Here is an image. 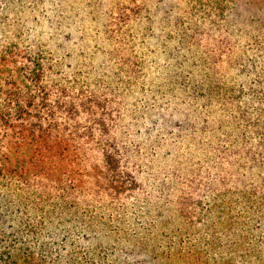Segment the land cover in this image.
Instances as JSON below:
<instances>
[{
	"label": "trees",
	"instance_id": "obj_1",
	"mask_svg": "<svg viewBox=\"0 0 264 264\" xmlns=\"http://www.w3.org/2000/svg\"><path fill=\"white\" fill-rule=\"evenodd\" d=\"M2 1L0 15L9 20L41 0ZM81 1L89 5H57L37 30L51 42L63 38L56 50L69 58L65 44L77 40L80 66L56 56L49 44L34 45L32 29L17 25L10 39L0 27V187L112 210L121 218L122 209L138 203L140 191L150 198L159 180L181 177L174 163L187 156L190 138L214 150L213 167L230 164L236 186L252 187L264 198V71L251 69L244 50L264 47L262 3L189 0L174 20L179 46L167 52L162 75L152 78L143 48L157 52L149 39L156 33L146 0H117L109 8ZM87 17L98 24L90 50ZM99 37L111 45L108 51ZM99 54L109 57L107 66L97 64ZM259 67L264 69V54ZM167 140L171 146L163 151L158 143ZM163 156H169L164 164ZM1 209L3 222L8 213ZM32 224L26 223L29 230ZM5 235L0 224V264H49L39 251Z\"/></svg>",
	"mask_w": 264,
	"mask_h": 264
},
{
	"label": "rangeland",
	"instance_id": "obj_2",
	"mask_svg": "<svg viewBox=\"0 0 264 264\" xmlns=\"http://www.w3.org/2000/svg\"><path fill=\"white\" fill-rule=\"evenodd\" d=\"M72 1L68 0L70 4ZM116 1L95 0L97 4L102 3V8H109L108 4ZM254 1L264 6V0ZM68 2L41 0L36 8L28 5L24 10L12 13L9 20L6 15H0L3 36L11 39L13 29L18 25L24 32L32 29L34 45L45 43L56 50L58 42L64 41L63 38L59 36L51 42L47 34L43 35L37 30L41 21L44 22L42 18L45 13ZM3 3L0 0V11L5 6H2ZM79 3L89 5L86 1L80 0ZM146 3L152 12L156 36L165 38L163 44L156 40V36L149 38L157 52L152 53L143 48L148 60L149 76L158 78L166 69L163 66L164 60L168 58L167 52L179 46L173 37L178 32L174 20L181 15L189 0H164L161 3L146 0ZM73 6L78 5L74 3ZM261 13L264 16V9ZM84 24L89 42L86 50H90L98 24L88 17ZM98 43L107 51L111 47L101 37ZM65 46V52H71L72 57L62 56L63 51L58 50L56 56H61L69 64L80 66L83 63V57L78 55L80 43L72 39ZM261 49H244L245 58L251 60V69L258 73L264 71L258 68L264 54V47ZM96 60L100 65L107 66L110 63L109 57L104 54H99ZM256 60L257 65L253 67ZM68 70L69 73L72 71ZM235 78L240 81L243 75ZM186 139L189 142L187 156L180 163H174L181 177L168 181L160 178L167 185H160L163 180H159L154 186L157 188L156 194L153 192L150 198H146L147 193L140 191L138 203H130L122 209L121 218L112 210L91 211L57 198L38 199L33 192H24L21 188L0 187V208L8 213L7 219L0 221L5 239L15 240L17 244L39 251L49 264H140V260H144L143 264H264V198L253 194L252 187L236 186L229 179L230 172L226 168L230 164L227 162L217 166L213 163V167L209 159L215 154L214 150L210 152L196 140ZM158 144L163 146L164 151L170 148L171 140ZM167 158L169 156H163L159 161L164 164ZM241 163L246 161L241 160ZM181 168L183 171H180ZM148 178L146 176L143 180L151 185L152 181ZM150 190L148 187V192ZM103 213L106 218H102ZM111 213L113 216L109 219ZM26 223L35 224L29 230ZM31 230L41 233L36 234ZM41 243L46 246H42L40 251L38 246Z\"/></svg>",
	"mask_w": 264,
	"mask_h": 264
}]
</instances>
